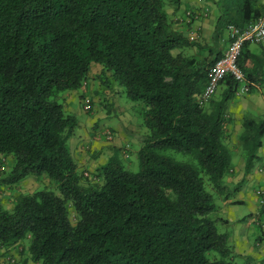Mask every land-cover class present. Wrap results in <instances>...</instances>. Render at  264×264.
<instances>
[{
	"label": "trees",
	"instance_id": "trees-1",
	"mask_svg": "<svg viewBox=\"0 0 264 264\" xmlns=\"http://www.w3.org/2000/svg\"><path fill=\"white\" fill-rule=\"evenodd\" d=\"M210 1L218 12L215 36L202 49L172 26L181 0H0L2 171L7 157L12 162L0 183L15 186L27 177L49 183L20 192L11 209L0 203L1 248L16 247L34 264H263L237 254L230 231L215 228L229 222L214 215L223 201L239 203L232 198L259 160L264 118L243 117L237 136L243 177L228 186L225 129L238 83L227 75L218 97L201 98L221 55L222 30L245 26L263 9L259 0ZM249 44L238 66L257 84ZM193 46L201 52L187 54ZM92 63L101 65L106 87L109 73L140 103L146 131L135 172L118 161L116 149L85 178L70 154L77 118L64 111L60 95L79 91Z\"/></svg>",
	"mask_w": 264,
	"mask_h": 264
},
{
	"label": "crops",
	"instance_id": "crops-1",
	"mask_svg": "<svg viewBox=\"0 0 264 264\" xmlns=\"http://www.w3.org/2000/svg\"><path fill=\"white\" fill-rule=\"evenodd\" d=\"M212 3L213 2L210 0H207L204 3H199L197 0H181L178 12L170 16L173 28L186 38H188L190 32L194 29H198L204 36H208L213 40V36H215L214 27L216 19L208 15L213 12L211 7ZM259 3L262 6L263 0H259ZM187 10L197 12L199 16H191L190 23H187L184 19V12ZM201 11L205 13L202 14ZM223 39L225 41L220 45L221 53L227 45V39ZM248 48L250 50L249 57L255 64L254 67H251V71L259 72V77L261 79L260 83H254V89L251 93L259 91L262 94L264 101V42H262L261 45L250 43ZM200 52L201 51L196 48L194 54H199ZM101 68V65L92 63L90 64L88 71L86 80L87 86L85 90L92 98L93 106L91 111L86 112L82 108L81 96L84 89L83 87H81L79 91L68 90L61 96L64 110L72 114L77 111H80L81 113L85 112L88 115L87 118H77V126L74 133H72L73 135L68 139V146L70 154L77 166L78 173L81 174L87 172L92 176L98 167L106 163L107 160L113 156L116 149L120 153V151L122 152V149L126 148L129 143L131 144L127 133L137 132V130H135L136 126L132 125L130 120L127 123L126 121L123 122L118 119L116 128L113 127L112 124L108 126H102L99 124L100 117H102L99 105L101 96L96 94L93 89L95 84H98V81L96 82L94 79H99L98 77ZM241 100L232 99L227 109L228 117L231 120L230 123L226 125L225 129L228 134L230 168L224 177V182L228 186H233L243 177L242 166L244 158L240 149V144L237 142V136L241 131V121L244 115L249 114L247 112L252 110V103L250 99ZM96 104H98V106H96ZM262 108L263 110L260 117L263 119L264 104L262 105ZM121 111H124V109L122 108ZM104 127H108L113 131L114 137L111 142H107L101 134ZM262 142L263 145L257 151L259 160L261 155H264V136ZM6 160H8L11 165V159L7 157ZM5 162L4 166L6 169ZM254 166L252 172L245 177L244 182V184L246 182L251 183L252 187H245L243 184L241 189L234 195L232 199L239 203L231 204V200H226L220 203L221 209L216 214V217H221L229 222V227L231 228L230 240L232 241L234 251L237 254L244 258L251 259L253 263L262 262L264 264V212L260 208V192L264 190V171H258L260 167H264V163H258ZM30 181H32V178L29 177L25 178L15 186H6L7 192L14 195V197H10L13 202L8 206L5 205L6 203L2 202V199L7 200L9 197L4 196L0 203L5 208L11 209L16 196L20 192H23L19 190V188H24L26 183H29ZM242 206L247 208L246 214L240 213V207ZM17 250L16 247H12L9 250L0 247V264L8 263L4 256L5 253L16 256V261H20V264H34L31 261H26L25 263L23 261L24 258L18 254Z\"/></svg>",
	"mask_w": 264,
	"mask_h": 264
},
{
	"label": "rangeland",
	"instance_id": "rangeland-1",
	"mask_svg": "<svg viewBox=\"0 0 264 264\" xmlns=\"http://www.w3.org/2000/svg\"><path fill=\"white\" fill-rule=\"evenodd\" d=\"M207 0H197V2L199 3H204ZM212 7V13H209V16H212L216 19V15H217V8L214 6V4H211ZM198 38L196 43L202 48L204 49L207 46L212 45L213 40L211 38H209L208 36H204L202 33H198ZM222 37L227 39V31L224 28L222 30ZM208 38V39H207ZM223 44V43H222ZM221 44V45H222ZM196 50V47L193 46L191 48H188V50L186 49V53L187 54H194ZM94 81H98V84H95V87L93 89V91L96 92V94H99L100 97V114L102 115V117H100L99 120V124L102 126H108V125H113V127L116 128V123L118 121V119L120 121H126L127 123L129 122V120L131 121V124L136 126L135 130H137V132L135 133H127L128 138H129V142H131V144H128V149H126L127 151V157L124 158V155L122 154V152L120 151V153L118 152V161L124 165V167L132 172H135L137 170L138 167V160H137V156H136V152L137 150L141 147V142H139L140 137L143 135V133H145L146 129L142 127L141 125V121H140V107L137 104H140L138 102H132L130 101L126 94L122 91L123 89L119 88L118 86H116V83L114 81L111 80L109 73L107 74V81L109 83V85L106 87L99 79H94ZM221 91V87L218 86L216 91L214 92V97H218L219 93ZM62 96V94L60 95V97ZM90 96V94H89ZM91 98V96H90ZM246 98V99H243ZM234 100H247L250 99L251 103H252V110H249V114H246L244 116L250 117V118H261V112L263 110L262 105L264 104L263 101V96L262 94L257 91V92H249V93H245V94H235ZM92 100V98H91ZM241 100V101H243ZM60 103H62L61 99L59 100ZM230 103V102H229ZM92 106H93V102H92ZM96 106H98V104H96ZM98 108V107H97ZM124 109V111H121V109ZM92 110V109H91ZM66 113V110H64ZM247 111V110H246ZM72 114V113H71ZM73 115L76 118H87V114L85 112L81 113L80 111H77L75 113H73ZM68 143V142H67ZM229 145V143H228ZM69 147V146H68ZM126 147V148H127ZM171 153V152H168ZM173 155V157L177 160H183L180 154H175V153H171ZM260 154V152H259ZM258 163H264V155H261V158L258 162L255 163V165H257ZM6 164V168L5 170H1L0 169V180L1 178L5 175V173H7L9 171L10 168V164L9 161L6 160L5 162ZM255 167V166H254ZM257 167V166H256ZM7 170V171H6ZM6 171V172H5ZM29 178V177H27ZM32 181H30L29 183H26V185L24 186V188H19V190L23 191V192H32L35 189H42L44 186L47 187L49 185L48 181L46 178L42 177L41 179H34L33 177ZM245 187H252L251 183H245L244 184ZM52 187V185H51ZM48 189H51L52 191H54L57 194V191L54 190L53 188L48 187ZM10 192H7L6 190V186H4V184L0 183V201L4 196L9 197L7 200L2 199V202L6 203L5 205H9L13 202L12 199H10V197H14V195H10ZM69 209V217H70V221L72 223L75 222L74 219V213L73 210L70 206H68ZM240 213L241 214H246L247 213V208L245 206L240 207ZM217 214V213H216ZM216 215H214L215 217ZM216 231L218 233H222V232H227L230 231L231 228L229 226H225L222 224H217L215 226ZM5 255H10L8 253H5ZM4 255V256H5ZM5 256V257H6ZM12 258L14 259V262L12 264H20V261H16L17 258L14 255H11ZM244 258H239L238 261L239 263H244ZM7 260V259H6ZM9 264V263H7Z\"/></svg>",
	"mask_w": 264,
	"mask_h": 264
},
{
	"label": "built area",
	"instance_id": "built-area-1",
	"mask_svg": "<svg viewBox=\"0 0 264 264\" xmlns=\"http://www.w3.org/2000/svg\"><path fill=\"white\" fill-rule=\"evenodd\" d=\"M262 13L250 21L243 27H238L235 25H227V45L225 49L222 51L221 55L213 62L211 65L208 75H207V83L203 89L201 94V98L203 100L208 99L219 86L220 81L227 75H230L235 81L238 83V87L236 90V94H245L249 93L252 88H254V84L249 83L245 80L244 74L238 66V56H240L241 50L245 43L251 44H261L264 42V0L262 3ZM202 14L205 12L201 11ZM191 16H199L197 12H193L192 10H187L184 12V19L187 23H190ZM198 29H194L189 33L188 39L189 41H195L198 38ZM87 86V81L82 83L83 92L81 96L82 108L89 112L92 109V100L89 96V93L86 92L85 88ZM88 93V94H87ZM102 136L107 142H111L114 134L113 131L104 127L101 131ZM122 153L125 157H127L126 148L122 150ZM0 169H3V166H0ZM258 171H264V167H260ZM83 177L92 178L87 172H83ZM260 208L264 212V190L260 192ZM9 264L14 262L12 256L5 257Z\"/></svg>",
	"mask_w": 264,
	"mask_h": 264
}]
</instances>
